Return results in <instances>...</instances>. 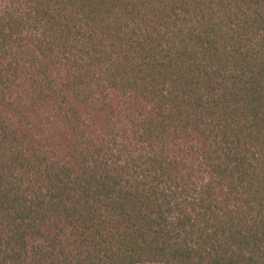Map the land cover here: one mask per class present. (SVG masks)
<instances>
[{"label": "trees", "instance_id": "16d2710c", "mask_svg": "<svg viewBox=\"0 0 264 264\" xmlns=\"http://www.w3.org/2000/svg\"><path fill=\"white\" fill-rule=\"evenodd\" d=\"M264 264V0H0V264Z\"/></svg>", "mask_w": 264, "mask_h": 264}, {"label": "rangeland", "instance_id": "374dc122", "mask_svg": "<svg viewBox=\"0 0 264 264\" xmlns=\"http://www.w3.org/2000/svg\"><path fill=\"white\" fill-rule=\"evenodd\" d=\"M145 264H156V263H145Z\"/></svg>", "mask_w": 264, "mask_h": 264}]
</instances>
